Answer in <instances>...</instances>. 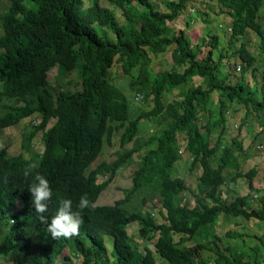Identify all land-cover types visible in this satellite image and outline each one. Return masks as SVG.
<instances>
[{
	"label": "trees",
	"instance_id": "1",
	"mask_svg": "<svg viewBox=\"0 0 264 264\" xmlns=\"http://www.w3.org/2000/svg\"><path fill=\"white\" fill-rule=\"evenodd\" d=\"M6 2V8L0 12V129L35 113L40 121L23 133L22 146L30 148V140L40 131L42 149L26 157L22 153L9 155L7 145H0V258L7 264H55L58 258L63 259L61 264H75L72 258L77 257L79 264H108L104 238L109 236L114 264H155L153 252L166 264H209V260L212 264H246V256L251 255L246 251L235 252L229 245L221 247L217 243L212 251L208 243L198 242L189 247L185 242L200 229L207 234L213 231L218 218L225 222L220 226L237 216L252 219L254 224V220L264 221V186L260 192L253 185L257 169L252 166L242 171L234 159V145L242 149L241 141L236 140L241 123L230 141L223 143L228 117L223 98L244 106V115H263L258 120L260 130L264 127V0H215L219 13L229 19V36L226 49L218 53L215 65L208 67L206 62L218 44L216 35L192 42L182 29L169 34L167 22L193 4L192 0H167V11H159L150 0ZM105 4L121 10L123 21L119 22L114 10ZM248 30L259 40L260 71L253 89L242 81H226L236 69L241 73L257 70L256 57L242 40ZM235 42H239L237 47L233 46ZM204 43L209 48L202 63L198 55ZM170 45L174 46L172 69L184 66L183 72L173 76L158 73L146 90L140 86L146 76L140 79L132 69L139 65L143 71L149 51L163 52ZM222 58L228 62L233 59V66L219 80L218 64ZM118 65L125 75L121 81V76L117 79L113 72ZM53 67L59 73L75 70L80 76L77 88H59L54 93L47 80ZM194 75L203 78L202 83L187 87L177 99L163 102L164 91L184 88ZM123 88L132 91L134 97L140 95L142 102L149 99L151 104H145L146 108L133 116ZM214 90L220 95L216 111L208 107ZM50 118L55 120L47 126ZM143 119H157L156 125L164 127L142 140L134 135ZM114 122L117 124L111 125ZM122 126L120 144L131 142V147L86 173L99 155L103 139L109 140L112 129ZM215 127L219 131L212 138ZM153 141V146L138 159L131 185L123 190V197L111 205L96 204L98 194L116 171L128 164L133 153ZM257 147L264 148V144ZM181 157L189 158V170L200 167L194 206L181 202L187 186L184 179L173 174L174 164ZM29 163L38 164L35 172L43 175L52 188L49 211L44 214L49 219L56 214L60 199H71L73 210L77 211L79 198L87 195L90 207L80 212L83 222L78 235L53 239L48 233L31 204L28 187L32 176H23ZM229 168L235 169L228 176L230 180L247 178L248 194L235 195L228 201L221 197L220 186L226 183ZM142 185L157 192L164 210L163 221L157 222L150 214L136 209L126 213L121 207ZM249 194H258L257 207L249 205ZM173 215L178 218L173 220ZM131 221H139L138 234L144 243L154 238L149 232L156 233L153 251L132 242L125 228ZM213 235L211 241L215 242L220 235ZM238 235L242 234L229 229L223 236ZM263 236H256L257 242L249 246L253 251L252 264H259ZM205 250L212 252L205 255Z\"/></svg>",
	"mask_w": 264,
	"mask_h": 264
},
{
	"label": "rangeland",
	"instance_id": "2",
	"mask_svg": "<svg viewBox=\"0 0 264 264\" xmlns=\"http://www.w3.org/2000/svg\"><path fill=\"white\" fill-rule=\"evenodd\" d=\"M154 6L159 11H167L168 8L166 6L167 0H150ZM193 4L189 5L188 8L184 9L183 11H180L178 16L172 20L168 21L167 24L169 26V34L178 33L180 29L184 30L185 35H188L190 40L192 42H195L199 38L203 37V40H207L209 37H212L213 35H216L218 37V44L215 49L212 50L211 58L207 60L206 66H214L217 58L218 53L220 51H224L227 47V41L229 36V19L224 13H219L218 11V4L215 2V0H192ZM29 1H26L27 5ZM208 3V5H207ZM109 6L112 10H114L115 15L119 22L123 21V15L121 13V10H119L117 7L105 4ZM7 6L6 0H0V12L5 9ZM264 13V6L262 8ZM259 20L263 21V14L261 12V16ZM2 33V29L0 26V35ZM110 35V32L107 33ZM243 41L247 42L248 49L255 55L256 60L254 61V65L257 68L256 71L252 69H247L245 72L241 73V70H237L238 67L237 64H235V72L231 73L228 80H226L228 83H234L236 80L242 81L247 87L253 89L255 86V83L259 79L258 75V69L260 71V60L258 58V52H259V40L257 35L251 31L248 30L245 36L242 38ZM239 42L233 43V46H238ZM173 45H170L164 50L163 52H152L149 51L147 54V60L148 63L143 66V71H140L139 65L135 66L132 69V72L135 76L145 77V80H143L140 86H143L146 90L150 89V85L155 81L156 75L158 73H166L170 76L175 75V73H181L183 72L184 66H177L175 69H172V66L175 64L173 63L171 53L173 49ZM209 46L204 43V46H202L201 51L198 55L200 60H202V63H204V59L206 56V52L208 50ZM223 59V60H222ZM220 64H218V71H219V77L218 79L221 80L223 77V74L225 73L226 69L228 67L233 66V59L230 58L229 62L222 58ZM113 72H115V76L120 77L119 81L122 80V78L125 76L123 73V70L121 66H117L113 68ZM143 76L141 75V73ZM117 77V79H118ZM242 79V80H240ZM47 80L49 82V86L55 93L59 88H62L64 90H74L77 88V86L80 83V76L75 70H71L66 73H59L56 69V67L51 68L48 71L47 74ZM203 78L199 77L198 75L192 76L186 83L184 88L176 87L172 88L170 91H164L163 92V102L166 103L167 101H170L172 99H177L180 97V92L184 91L187 87L196 85L198 83H202ZM119 86V85H118ZM127 94L129 104H130V113L135 116L140 109H145L144 105H148L150 102L149 99H144L142 102L139 100L140 95L133 96L132 91H127L126 88H123ZM219 93L214 90L211 94V101L209 102V108L212 111H216L217 104H218V97ZM223 96H221L222 98ZM134 101V102H133ZM223 102L225 104L227 111V121H226V129L225 133L223 135V143H228L230 141L231 134L235 133L237 125L242 124V127L240 129L239 137L236 139L237 141H241V148L243 149V152L248 153H242L240 147L238 148L236 145L233 148L235 152L238 155V162H239V168L242 169V171H246L250 167H252V164L259 161H256L258 158L264 157V148H258L257 145H263L264 144V127L262 130V126L260 125V122L258 119H262L263 115L260 117L256 113H246L245 114V108L242 105H239L235 102H231L228 99L223 98ZM151 104V102H150ZM204 119V118H203ZM54 118H50L47 126H50L54 122ZM157 119H151V120H141L139 122V128L137 132L135 133V137H138L140 139H145L147 135L149 134H155L157 131H159L164 125H156ZM243 120V121H242ZM40 121V117L33 113L30 116H27L19 121V123L4 127L0 129V145H7V151L9 155H16L18 153H22L24 156L28 157L31 152H39L42 149V139H41V132L37 131L34 135V137L30 140V148H25L22 146V142L24 141L23 133L30 131L34 125H36ZM203 123V122H202ZM117 123H111V125H116ZM214 129V130H213ZM212 129V135L211 137L214 138L217 132L219 131L217 127ZM123 131L122 127H115L112 129L110 133L109 140L103 139V144L101 151L97 158L87 167L86 173L94 168L97 164L100 162H110L114 158H116L120 153L125 152L127 149L131 147V142L126 143L124 145L120 144L119 137ZM154 141L151 142L147 146H143L138 151L132 154L130 157V160L127 161L128 164H124L121 166L115 173L114 177L109 181L108 185L98 194L97 199L95 201L96 204L99 205H111L116 201L117 199H120L123 197V190L131 185V176L133 171L137 167V161L140 158V156L149 148L153 146ZM189 158L187 157H181L178 159L174 164V171L173 174L175 176L181 177L184 179L185 184L187 186L186 190L182 191V201L185 204L188 205H197L195 202V194L197 193L196 183H197V174L200 173V167L195 166V168L189 170ZM215 164V163H214ZM262 166V169L264 168V165L262 161L259 163ZM235 169L229 168L227 174H226V183L223 184L224 188L222 190H226L225 197H223L220 190V195L222 198L227 199L228 201L232 199L233 197L231 195V188L235 189L236 191H242L243 194H248V181L247 178L244 176H239L235 178L234 180H230L228 178L229 175L234 173ZM257 175V177H256ZM100 178L104 179L105 176H101ZM254 180L258 183V187L261 189L264 186V174L255 173L253 175ZM262 189L260 190V192ZM156 193L154 190L145 187L142 185L139 189H137L133 195L130 197V199L121 207L123 210L126 211V213H129L133 210L138 211L139 213H148L151 217L154 218L155 221L161 222L163 221L164 210L161 208L159 201L157 199ZM252 194H256L255 191H252ZM248 197H251V194L248 195ZM258 197V194H257ZM257 197L252 196L249 201L250 206L257 207L259 204V201L257 200ZM19 202V201H18ZM204 203H209L208 200H203ZM162 210V211H161ZM178 218V215H173L172 219L176 220ZM236 220L238 223L233 224V221ZM217 222L214 223L215 227L213 231H209L207 234V231L200 229L199 232L195 233L192 236V239L187 240L185 243L189 247H193L198 242H204L210 244L211 236L218 232L219 235H221V239L224 237L226 231L229 229H233L239 233H241L245 238L246 246V253H250L251 255L246 258H248V262L246 264H252L253 263V251L249 250L248 246H253L254 243L257 242L256 236L258 235H264V221L254 220L252 222V219L247 221L245 218L241 216H237L234 218L229 219L228 223L224 226H220V223H225L222 220L218 218L216 220ZM244 221V223L241 225V223ZM246 222V223H245ZM256 225V227H255ZM140 227L139 221H131L128 223L125 228L127 231V234L130 236L132 242L138 243V247L142 248L143 244L149 247L152 251L154 250V241L156 237V233L149 232L148 235H153L154 238L151 240L143 242V238L140 237L138 234V228ZM41 234V233H37ZM255 234V238L253 235ZM239 236V235H238ZM177 235H175L174 239L177 240ZM264 237V236H263ZM105 244L107 246V262L108 264H114V258L110 254V248H111V238L109 236H105ZM221 241V240H220ZM250 244V245H249ZM212 246V245H211ZM242 250H245L243 248ZM64 252H67V248L64 249ZM154 253V259L155 264H166L165 260L159 256L157 252ZM205 255L208 253H211L207 250L204 251ZM259 264H264V246L260 248V255L258 256ZM63 259L58 258L55 261V264H61ZM72 262L75 264H79V257L74 260L72 258ZM213 261L211 262V264ZM0 264H7L0 258Z\"/></svg>",
	"mask_w": 264,
	"mask_h": 264
},
{
	"label": "clouds",
	"instance_id": "3",
	"mask_svg": "<svg viewBox=\"0 0 264 264\" xmlns=\"http://www.w3.org/2000/svg\"><path fill=\"white\" fill-rule=\"evenodd\" d=\"M37 167V163H29L23 170V176L25 179L32 176L33 182L30 183L28 191L31 194L32 207L38 218L46 225L47 231L53 239L70 238L78 235L83 222L80 212L90 207L87 195H82L79 198L76 205L77 211L73 210V201L71 199H60L56 214L49 219L44 214L49 211V201L53 197V191L48 180L43 175L35 172Z\"/></svg>",
	"mask_w": 264,
	"mask_h": 264
},
{
	"label": "crops",
	"instance_id": "4",
	"mask_svg": "<svg viewBox=\"0 0 264 264\" xmlns=\"http://www.w3.org/2000/svg\"><path fill=\"white\" fill-rule=\"evenodd\" d=\"M254 113V112H253ZM241 152L242 153H248L247 151L246 152H243V149H241ZM237 154V153H236ZM236 154H234V159L237 161L238 160V155H236ZM256 161H259V163L262 161V163H263V165H264V157H262V158H258V159H256ZM257 164V162H255L254 164H252V166H255V168L257 169V173H259L260 174V176H261V174H264V168L262 169V166H261V164ZM256 177H257V175H256ZM253 185L256 187V188H259L258 187V183L254 180V178H253ZM222 188H224V185H221L220 186V190H221V192H222V196L223 197H225V195L224 194H226L227 192H226V190L224 189V190H222ZM235 189H236V187H235ZM235 189H233V188H231L230 190H231V195L230 196H235V195H242L243 194V192L242 191H239V192H237ZM223 199H225V198H223ZM219 219H222V218H219ZM247 221H248V219H247ZM238 222L236 221V220H234L233 221V224H237ZM244 223V221L241 223V225ZM246 223V222H245ZM217 233V232H216ZM221 236V235H220ZM220 236H218L219 238H217L216 240H214L215 242H212V241H210V244L212 245H209V249H211L212 251H214L217 247H216V244L215 243H217V245L218 246H227V245H229V247H230V249L232 250V251H235V252H242V251H246V246H247V244L245 243V238H244V235L243 236H235V237H223L222 239H221V237ZM255 238V237H254ZM212 239H214V235H212L211 236V240ZM221 240V241H220ZM250 245V244H249ZM243 248H245V250H242ZM248 248H249V246H248ZM207 251H209V250H207ZM212 251H209V252H212ZM209 254H211V253H208V255ZM211 262H212V260H209V264H211Z\"/></svg>",
	"mask_w": 264,
	"mask_h": 264
},
{
	"label": "built area",
	"instance_id": "5",
	"mask_svg": "<svg viewBox=\"0 0 264 264\" xmlns=\"http://www.w3.org/2000/svg\"><path fill=\"white\" fill-rule=\"evenodd\" d=\"M258 148H262V147H258Z\"/></svg>",
	"mask_w": 264,
	"mask_h": 264
}]
</instances>
